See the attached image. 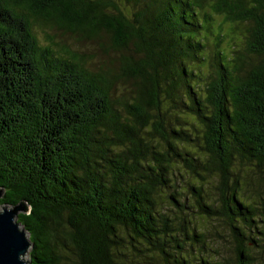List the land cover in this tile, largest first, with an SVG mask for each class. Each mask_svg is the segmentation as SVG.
<instances>
[{"label": "trees", "instance_id": "obj_1", "mask_svg": "<svg viewBox=\"0 0 264 264\" xmlns=\"http://www.w3.org/2000/svg\"><path fill=\"white\" fill-rule=\"evenodd\" d=\"M0 191L28 264H261L264 0H0Z\"/></svg>", "mask_w": 264, "mask_h": 264}, {"label": "rangeland", "instance_id": "obj_2", "mask_svg": "<svg viewBox=\"0 0 264 264\" xmlns=\"http://www.w3.org/2000/svg\"><path fill=\"white\" fill-rule=\"evenodd\" d=\"M123 7L128 6L124 5ZM35 33L42 44H46L48 42L46 39V34L49 33L55 35L57 41H61L70 47L85 53L88 57L89 67L93 70H99L101 68L106 69L114 63L115 59H117V63L115 64H120V54L114 50L105 52L104 49L101 48L100 42L98 40H80L77 36L64 34L62 31H58L56 29L41 28L39 26H35ZM120 90H124L123 87H120L119 91ZM162 199L163 201H167L165 195L162 196ZM0 207L4 206L0 204ZM197 225L199 228H201V230L205 231L206 242L211 249L210 253L212 256L220 259L225 258L228 260L234 258L233 238L229 233L227 225L222 224V222L218 219L203 220L199 218H197ZM258 258H260L259 260L261 261V264H264V252L259 254Z\"/></svg>", "mask_w": 264, "mask_h": 264}, {"label": "water", "instance_id": "obj_3", "mask_svg": "<svg viewBox=\"0 0 264 264\" xmlns=\"http://www.w3.org/2000/svg\"><path fill=\"white\" fill-rule=\"evenodd\" d=\"M27 211L24 202L15 207H0V264H28L24 255L30 248V238L17 222L18 213Z\"/></svg>", "mask_w": 264, "mask_h": 264}]
</instances>
